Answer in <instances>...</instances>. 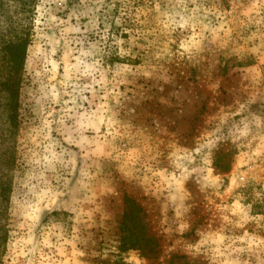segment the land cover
<instances>
[{
    "label": "rangeland",
    "instance_id": "1",
    "mask_svg": "<svg viewBox=\"0 0 264 264\" xmlns=\"http://www.w3.org/2000/svg\"><path fill=\"white\" fill-rule=\"evenodd\" d=\"M30 21L1 264H264V0Z\"/></svg>",
    "mask_w": 264,
    "mask_h": 264
},
{
    "label": "trees",
    "instance_id": "2",
    "mask_svg": "<svg viewBox=\"0 0 264 264\" xmlns=\"http://www.w3.org/2000/svg\"><path fill=\"white\" fill-rule=\"evenodd\" d=\"M35 3L36 0H0V264L9 238L7 221L18 158L21 84Z\"/></svg>",
    "mask_w": 264,
    "mask_h": 264
}]
</instances>
